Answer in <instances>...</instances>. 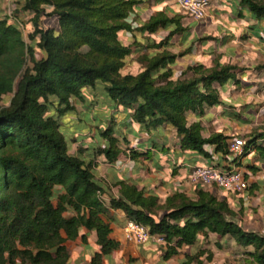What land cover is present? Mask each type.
Returning <instances> with one entry per match:
<instances>
[{
    "label": "trees",
    "instance_id": "16d2710c",
    "mask_svg": "<svg viewBox=\"0 0 264 264\" xmlns=\"http://www.w3.org/2000/svg\"><path fill=\"white\" fill-rule=\"evenodd\" d=\"M139 0H24L11 15L27 30V40L16 23L0 19V264H66L67 244L85 241L81 229L97 235L99 253L91 264L118 247L110 238L108 208L101 196L107 190L96 180L91 163L70 154L57 118L48 115L55 102L57 117L83 103L82 90L102 84L113 106L131 110V121L146 129L166 125L175 129L182 151L210 157L208 147L227 155L230 139L223 134L201 135L198 123L187 126L186 113L202 114L219 104L213 84L235 79L236 67L216 63L194 65L174 77L170 69L178 55L165 47L180 27L151 47L163 49L138 55L142 67L122 74L124 60L136 45L133 33L151 34L177 24L161 13L137 23ZM242 6L264 23L262 0H240ZM27 14L16 19L19 14ZM56 18L59 32L45 21ZM177 26V25H176ZM26 30V29H25ZM27 59L31 66L27 65ZM263 67V66H262ZM109 126L102 136L108 145L98 154L114 163L121 152ZM253 145L264 158V147ZM58 188V189H57ZM118 197L109 208L121 210L128 221L143 225L151 235L167 242L165 257L193 245L199 236H229L245 252V264H264V235L243 229L226 199L204 189L194 197L175 192L159 203L157 196L120 183ZM159 211V212H158ZM70 214V216H66ZM208 259L211 255L207 256ZM196 257H185L190 264Z\"/></svg>",
    "mask_w": 264,
    "mask_h": 264
},
{
    "label": "crops",
    "instance_id": "0c3cea01",
    "mask_svg": "<svg viewBox=\"0 0 264 264\" xmlns=\"http://www.w3.org/2000/svg\"><path fill=\"white\" fill-rule=\"evenodd\" d=\"M139 1H142L137 8L139 25L157 13L175 19L177 24L145 34V38L140 33H133L136 45L126 57L132 63L131 67L141 71L142 67L136 60L138 55L162 51L164 48L156 50L151 44L167 38L170 31L180 27L181 30L170 37L165 47L168 52L178 55L170 67L174 77L194 65L212 67L219 63L237 68L234 80L222 86L213 84L219 104L206 107L202 114L186 113L187 126L198 123L203 138L223 134L230 138L226 143L235 137L245 141L257 138L255 146L264 147V131L260 128L264 126V23L242 6L240 0H209L203 21L188 17L181 11L177 0ZM10 2L20 10L24 0ZM6 7V1L0 0V19L4 18ZM26 16V13H20L16 19ZM29 28L25 27L26 30ZM90 101L86 98L80 103V111L77 110L78 103L75 104L73 114L80 121L87 117L92 130L81 133L67 146L70 154L79 155L86 163H91L95 180L107 190L101 199L111 218L110 238L118 243V247L109 255L102 256L101 264H180L186 256L196 257L190 264H245V252L253 248L239 246L229 236H199L193 245L181 247L167 258V247L151 240L140 244L126 240L124 227L128 220L121 210L108 206L111 197H118L121 182L157 196L159 203L175 192L194 197V191L199 187L188 180L193 167L206 163L226 167L233 160L228 153L224 156L214 152V147L207 148L211 156L206 158L195 152L182 151L175 129L166 125L146 129L131 121V110L114 106L112 113L109 110L111 119L107 120V116L95 115ZM116 112L120 113L119 118L112 116ZM120 119L123 123H119ZM110 125L111 136L118 140L116 146L121 152L112 164L98 154L99 149L107 147L106 138H99L96 146L88 143L89 139L95 140V129L105 127L107 130ZM257 149L252 145L238 163L248 184L246 193L236 194L216 187L203 189L218 199H226L236 214V222L243 229L264 235V158ZM252 153L256 155L250 157ZM80 234L85 236V241L77 239L67 244L66 264H91L92 258L99 253L96 233L81 229ZM208 255H211L210 259Z\"/></svg>",
    "mask_w": 264,
    "mask_h": 264
},
{
    "label": "built area",
    "instance_id": "2783aa9c",
    "mask_svg": "<svg viewBox=\"0 0 264 264\" xmlns=\"http://www.w3.org/2000/svg\"><path fill=\"white\" fill-rule=\"evenodd\" d=\"M7 3L10 0H4ZM182 12L195 21H203L209 8V0H177ZM5 17L16 23L23 33L24 26L11 15V5L9 3L5 10ZM246 141L241 137H235L227 143V151L233 163L226 167L206 163L196 166L189 172L188 180L198 189L216 187L227 192L243 194L248 189V184L238 168L239 160L244 156ZM124 234L127 241L133 243H144L148 240L156 244L167 247L168 244L162 236L151 235L143 225L128 221L124 227Z\"/></svg>",
    "mask_w": 264,
    "mask_h": 264
},
{
    "label": "rangeland",
    "instance_id": "374dc122",
    "mask_svg": "<svg viewBox=\"0 0 264 264\" xmlns=\"http://www.w3.org/2000/svg\"><path fill=\"white\" fill-rule=\"evenodd\" d=\"M10 1L8 3L6 2L7 7L9 5V3H10V5H12V3ZM262 1L264 2V0H262ZM7 7H6V9H7ZM45 23L49 27L54 28V33L58 34L59 28H58V23H57L56 18L47 19L45 21ZM22 34L24 36V40L26 41V43H28L27 30H25ZM27 65L31 66V64L29 63V59H27ZM131 65H132V63L128 61V58H126L124 60V66L122 68L121 73L122 74H125L128 72L136 73L137 70L135 68H132ZM82 94H83V96H85V98L91 100L90 102H91L92 107L95 111V115L100 114L101 116H103V118H106V116H107V120L111 119V115L109 114V110H111V113H112V110H114L113 103L108 98V96H107L106 92L104 91V88H103L101 83L98 82L95 85L94 89H91L89 87L83 88ZM11 96L12 95H7V96L2 97V100L0 102L1 105H7ZM54 103L55 102H53L51 107H49L48 115H50L54 118H57L59 120V122L61 123V125H62L61 126V132H62L67 144L71 143L72 142L71 140L74 139L75 137L79 136L81 133H87L90 130H92V128L90 127L91 125L88 126L89 121H88L87 117H85L83 119L81 118V121H80L79 119H77L76 115L73 114V112L67 113V114L63 115L62 117L58 118L57 112L55 111V109H53L55 107ZM77 106H78L77 110L80 111L82 109L80 107V104L78 103ZM119 115H120V113H117V112L112 114V116L116 117V118ZM122 116L123 115H121V119L123 118ZM121 119L119 120V123H123L121 121ZM86 125H87V127L84 128V126H86ZM96 126H97V124H96ZM260 128H262V130L264 131V126H261ZM105 131H106L105 127L103 129H95L96 138H95V140L89 139L88 143L91 144L92 146H96L97 141L99 140V138L102 137V133ZM255 155H256L255 153H252L249 156L254 157ZM66 216H70V215L67 214Z\"/></svg>",
    "mask_w": 264,
    "mask_h": 264
}]
</instances>
